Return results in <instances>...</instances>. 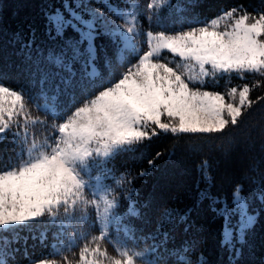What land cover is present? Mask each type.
<instances>
[{
	"label": "snow or ice",
	"instance_id": "6c2138e0",
	"mask_svg": "<svg viewBox=\"0 0 264 264\" xmlns=\"http://www.w3.org/2000/svg\"><path fill=\"white\" fill-rule=\"evenodd\" d=\"M164 2L147 0L143 9L133 3L124 11L105 0L119 24L83 0L53 4L45 13L46 53L37 49L33 57L32 41L22 45L31 87H12L0 75V141L11 137L18 149L14 163H0V232L47 219L58 241L46 254L25 251L21 261L20 250L4 238L0 264H172L176 257L181 264H211L195 240L169 245L168 231L162 232L177 217L187 233L193 208L160 212L150 238L163 239L138 250L133 236L147 227L145 210L138 209L135 190L125 187L133 182L130 174L117 177L109 165L162 135H228L242 125L247 111L264 102V95L251 98L264 87V6L257 11L237 3L170 31L161 19ZM138 15L150 25L159 21L160 30L141 29ZM114 63L124 71H109L110 78L97 82L99 67L110 70ZM233 74L259 79L226 91L209 87ZM33 106L44 119L33 117ZM162 155L148 159L149 168ZM196 192V207L206 201L219 222L220 247L239 258L257 227L264 229V173L233 178L225 191L202 169Z\"/></svg>",
	"mask_w": 264,
	"mask_h": 264
},
{
	"label": "trees",
	"instance_id": "16d2710c",
	"mask_svg": "<svg viewBox=\"0 0 264 264\" xmlns=\"http://www.w3.org/2000/svg\"><path fill=\"white\" fill-rule=\"evenodd\" d=\"M129 1L107 0L118 5L129 4ZM138 1L143 9L147 0ZM83 2L112 15L103 7L105 0ZM62 3L63 0H0V75H3L6 84L12 87H31L30 77L24 71L30 62L25 59L27 50H22V45L32 41L33 57L36 56L37 49L46 53L51 43L45 28V13L51 5L59 6ZM237 3H244L249 10L255 8L257 11L264 6V0H165L161 8V19L170 31L187 29L197 19L201 21L211 19ZM140 17V25L144 31L160 30L159 21L154 19L150 25L147 19ZM130 58L125 53V61ZM170 60L175 62L174 58ZM99 71L97 82L99 79L110 78L109 71L118 74L124 71V68L120 67L119 63H114L110 70L99 67ZM258 79L257 74H248L247 80L241 81L233 74L230 81L220 79L209 87L226 91L231 86L242 85L245 82L251 84ZM258 95H264V87L254 89L251 98L255 99ZM62 100L65 104L68 103L67 97H63ZM49 103L51 104V101ZM31 111L35 117L45 118L44 113L35 106ZM51 122L49 117L48 123ZM31 127L38 130L42 125L38 124L37 128L36 125ZM17 151L11 137L0 141V163H14ZM157 152H162L163 155L156 160L153 168H149L147 161L154 158ZM9 157H12V160H9ZM109 167H114L117 177L125 172L130 174L128 179L133 182L130 185L125 184V187L135 190L133 197L135 203L138 209L145 210L147 227L133 236L138 250L148 245L159 244L163 239L162 236H157L155 240L150 238L155 229L153 221L160 218V212L164 209L183 211L186 208H193L188 221L191 228L187 233L181 230L184 225L177 217L171 221L178 225L177 228L173 229L169 223L162 229V232L169 233V245L185 241L186 246L188 242L195 240L201 251L206 250V259L210 260L211 264H231L233 260L237 264L242 261L248 264H264V229L257 227L255 235L242 250L241 256L236 258L220 247V225L218 221L213 220L212 213L206 207L207 202L196 207V182L201 180L202 169L207 171L225 191L233 178L247 174L258 179L260 174L264 173V102L254 104L244 116L242 125L228 135L181 134L178 137L172 134L162 135L144 145L135 146L134 151L117 156ZM142 170L146 171L147 175H138ZM203 186L201 183L202 188ZM53 231L47 219H41L18 226L13 232H0V246H3L4 238L12 241L11 247L20 250L16 259L24 261L27 259L25 251L28 257H35L48 253L51 246L58 243L53 237ZM41 233L44 234L43 240ZM104 247L110 254H115L111 244L105 242ZM160 251L164 249L160 248ZM169 251L176 250L169 248ZM172 264L181 262L176 257Z\"/></svg>",
	"mask_w": 264,
	"mask_h": 264
},
{
	"label": "rangeland",
	"instance_id": "374dc122",
	"mask_svg": "<svg viewBox=\"0 0 264 264\" xmlns=\"http://www.w3.org/2000/svg\"><path fill=\"white\" fill-rule=\"evenodd\" d=\"M133 3H135V4H137V5H139L140 6V9H142V4H140V2L138 1V0H130L129 1V4H122V5H119L124 11H131L132 9H131V7H130V5L131 4H133ZM114 5H116V4H114ZM127 5V6H126ZM102 11V10H101ZM103 12V11H102ZM105 13V12H104ZM105 15L106 16H108V17H110L111 19H113V20H116V22L119 24V23H123V21H121V20H119V19H117L115 16H113V15H109V14H106L105 13ZM138 19L140 20L141 19V17L138 15ZM140 27H141V25H140ZM142 29V28H141ZM144 47V43H143V37L141 38V48H143ZM168 59H171V57L169 56L168 57ZM219 91H222V90H219ZM224 91V90H223ZM33 117H35L34 115H33ZM36 128H37V125H36Z\"/></svg>",
	"mask_w": 264,
	"mask_h": 264
}]
</instances>
